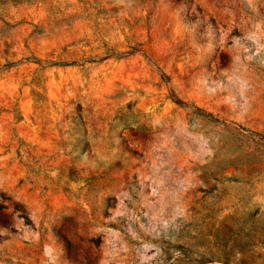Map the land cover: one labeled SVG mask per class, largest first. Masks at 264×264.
I'll return each instance as SVG.
<instances>
[{
  "label": "rangeland",
  "instance_id": "rangeland-1",
  "mask_svg": "<svg viewBox=\"0 0 264 264\" xmlns=\"http://www.w3.org/2000/svg\"><path fill=\"white\" fill-rule=\"evenodd\" d=\"M0 264H264V0H0Z\"/></svg>",
  "mask_w": 264,
  "mask_h": 264
}]
</instances>
